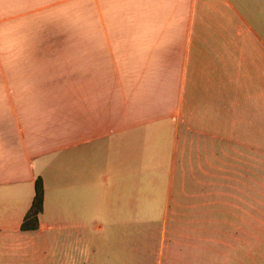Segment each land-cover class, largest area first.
Segmentation results:
<instances>
[{
  "label": "crops",
  "instance_id": "0c3cea01",
  "mask_svg": "<svg viewBox=\"0 0 264 264\" xmlns=\"http://www.w3.org/2000/svg\"><path fill=\"white\" fill-rule=\"evenodd\" d=\"M0 32V264L55 263L54 242L92 264L104 235H149L180 154H264V0H0ZM170 235L168 264H205Z\"/></svg>",
  "mask_w": 264,
  "mask_h": 264
},
{
  "label": "rangeland",
  "instance_id": "374dc122",
  "mask_svg": "<svg viewBox=\"0 0 264 264\" xmlns=\"http://www.w3.org/2000/svg\"><path fill=\"white\" fill-rule=\"evenodd\" d=\"M60 33L71 34L31 31L27 37L53 39ZM0 38L5 34L0 32ZM178 162L177 183L183 190L176 191L173 205L164 213L158 208L156 222L132 228L149 235L134 240L104 235L98 240L104 249L92 264H168L169 253L162 252L164 231L172 234L167 245L195 248L205 264H264V154L223 144V154H180ZM104 217L94 223L101 227L97 231L127 229ZM60 251L68 253L54 242L50 254H56L55 263L52 258L28 264H56Z\"/></svg>",
  "mask_w": 264,
  "mask_h": 264
},
{
  "label": "trees",
  "instance_id": "16d2710c",
  "mask_svg": "<svg viewBox=\"0 0 264 264\" xmlns=\"http://www.w3.org/2000/svg\"><path fill=\"white\" fill-rule=\"evenodd\" d=\"M45 204V188L44 182L41 177H38L35 184V196L31 205V208L25 215L21 230L27 231H37L40 227V216L44 212Z\"/></svg>",
  "mask_w": 264,
  "mask_h": 264
}]
</instances>
